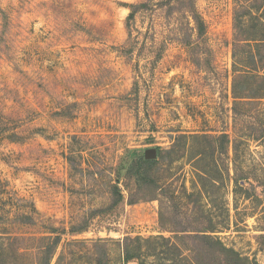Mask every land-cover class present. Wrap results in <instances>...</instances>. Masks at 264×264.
Returning <instances> with one entry per match:
<instances>
[{
	"label": "rangeland",
	"instance_id": "rangeland-1",
	"mask_svg": "<svg viewBox=\"0 0 264 264\" xmlns=\"http://www.w3.org/2000/svg\"><path fill=\"white\" fill-rule=\"evenodd\" d=\"M146 1L128 29V5ZM192 1L203 36L167 0H0V264H45L56 235L49 264H171L167 244L193 257L194 233L264 264V98L232 96L233 12L241 1L264 17V0ZM183 134L207 135L193 151L211 142L214 156H183ZM148 148L158 199L130 203L139 192L122 177L111 205L117 165ZM198 165L221 177L206 192ZM127 237L150 238L128 262Z\"/></svg>",
	"mask_w": 264,
	"mask_h": 264
},
{
	"label": "trees",
	"instance_id": "trees-1",
	"mask_svg": "<svg viewBox=\"0 0 264 264\" xmlns=\"http://www.w3.org/2000/svg\"><path fill=\"white\" fill-rule=\"evenodd\" d=\"M168 4H174L170 8L184 9L188 13V17L192 19L195 24V29L198 36H203L205 34V23L202 17L197 13L192 0H167ZM148 2L133 3L128 5L130 11L127 15L126 26L129 29L130 22L134 19L135 13L142 8L148 7ZM177 4V5H176ZM257 10V9H255ZM256 13V12H255ZM250 9V5H242L240 1L237 3L233 12V41H232V51H233V71L234 76L232 79V96L234 98V104L241 102L243 99L251 98H264V93L259 89L257 83H264V74L259 73V69L262 68L264 63L261 61L260 57L257 58V53H259L260 48L264 46V17L262 12L255 14ZM250 19H253V23L250 24ZM241 47L248 48L247 54L237 55V50ZM237 53V54H236ZM246 82V88L242 91H238V83ZM256 90L257 93H253ZM187 136L185 134L177 137L176 141L173 143V147L176 145L177 150L181 151L183 156H188L191 160H195V164L202 162L206 154L209 153L214 156V146L210 142L209 146L201 147L200 150L193 151L194 141L197 139H207V135H196L193 134ZM214 145L217 143L220 145V150L218 153L224 152V145L229 143V136L227 134H222L218 137H212ZM181 141H186L185 144L180 145ZM207 144V143H206ZM234 156L233 162L236 166V145H234ZM215 165L216 161L214 160ZM159 164V159H145L144 155L132 156L129 160L122 161L117 165L115 171V182L112 184L111 195L113 201L111 205H115L124 199V195L119 186V182L122 177L133 178L135 181L136 189L139 194L136 198H130L129 202L134 203L137 200H157L158 198L154 195L160 186L152 178L151 172ZM236 172V169H235ZM221 173V171H220ZM196 174L199 180L200 189L202 192H206L207 185L216 186L221 177H216L211 175L210 172L203 166L198 165L196 167ZM245 177H240L238 175L233 177L234 190L235 193L238 190L243 189V184ZM247 190V188H245ZM151 193V194H150ZM76 228V229H75ZM84 226L72 227L71 232L81 231ZM177 231L185 232V229H179ZM215 232V230H211ZM179 236H184L181 233ZM193 240V249H188L193 251L194 256L184 255L179 244L172 242L167 244V247L176 251V255L169 257L168 260L171 264H250L249 258L242 255L240 252L235 250L233 247L226 245L220 238L212 236L209 234H199L194 233L190 236ZM52 242L46 251L45 264H49L50 256L53 249L58 244L59 236L56 235L54 238L48 236V240ZM157 239H163L164 237H157ZM150 238H130L124 239L121 246V253L123 260L128 262L129 260L137 258L134 250L141 251V242H148ZM167 241V240H166ZM169 241V240H168ZM11 240L9 241V243ZM9 243H0V254L6 253L7 245ZM135 243V244H134ZM146 261H142L139 264H145Z\"/></svg>",
	"mask_w": 264,
	"mask_h": 264
},
{
	"label": "water",
	"instance_id": "water-1",
	"mask_svg": "<svg viewBox=\"0 0 264 264\" xmlns=\"http://www.w3.org/2000/svg\"><path fill=\"white\" fill-rule=\"evenodd\" d=\"M144 158L145 159H155L156 158V149L155 148H148L144 151Z\"/></svg>",
	"mask_w": 264,
	"mask_h": 264
}]
</instances>
